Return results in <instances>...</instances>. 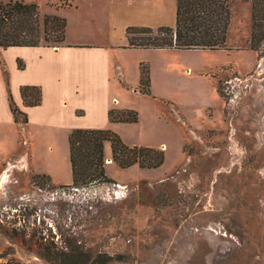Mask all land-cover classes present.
Wrapping results in <instances>:
<instances>
[{"label":"rangeland","instance_id":"1","mask_svg":"<svg viewBox=\"0 0 264 264\" xmlns=\"http://www.w3.org/2000/svg\"><path fill=\"white\" fill-rule=\"evenodd\" d=\"M24 1L38 4L41 18L52 6L71 5ZM136 1H143V9L140 4L131 12L136 21L161 15L160 0L150 2L155 13L145 11L147 0ZM163 1L172 24L176 0ZM70 20L72 36L92 29L90 23L86 29L80 25L84 19L77 14ZM234 48L249 50L248 42ZM257 57L253 66L248 56L233 57L247 72L242 75L232 63L206 73L215 76V88L208 79L199 83L197 104L175 91L166 99L177 106L131 97L139 121L118 123L116 133L130 146L164 150L165 162L157 169L119 167L106 142L112 181L75 189L70 159L67 166L56 159L54 168L71 184L55 187L35 183L27 168L3 172L10 162L1 159L8 151L0 141V264H91L98 257L105 264H264V45ZM185 58L173 56V67L187 70ZM63 142L70 155L63 135L54 143L58 153H65ZM45 143L41 134L37 142L28 138V155L34 145L37 164L46 162ZM18 150L27 153L24 142Z\"/></svg>","mask_w":264,"mask_h":264},{"label":"crops","instance_id":"2","mask_svg":"<svg viewBox=\"0 0 264 264\" xmlns=\"http://www.w3.org/2000/svg\"><path fill=\"white\" fill-rule=\"evenodd\" d=\"M9 1L11 0H0V5ZM150 2L152 1L147 0L144 3V7L147 6L144 9L147 13H155L154 8H149ZM138 5L143 9V1L136 0H71V5L66 8L55 5L52 7L56 9L47 14L67 17V36L64 45L42 44L37 47L0 49V141L3 150L8 151L6 154L1 153V159L3 161L9 159L7 161L10 162L5 164L3 172L9 173L14 168H27L34 174L50 176L55 187L71 184L68 177H62L54 168L56 159L64 161L63 166H67L70 159L71 166V156L67 153L66 144L65 146L64 142L62 144L65 147L64 154H59L54 145L57 143V137L63 135L67 139L74 129L118 131V123L109 120V111L113 108L136 110L130 103L131 97L146 96L139 90L140 67L143 62H148L151 66V90L155 99L174 105L175 99H171L172 101L166 99L170 98L172 91L197 104L201 96L199 83L208 79L213 82L215 88L213 78L206 75L211 70L232 63L241 75L247 73L243 72L241 64L235 65L233 57L237 53L248 56V63L251 62L252 66L257 63V52L247 49L234 50L239 41L248 42L250 38L252 23L250 1H237L231 5L232 20L227 45L233 50L129 48L126 29L130 26L157 29L176 25L177 0L172 24L165 18L166 6L163 0L159 1L162 10L157 12L161 15L151 21L146 19L136 21L133 18L131 12L139 10ZM67 9L69 15L65 14ZM71 14H77L84 19L80 25L85 29L90 26L92 29L78 31L74 36L70 35L68 29ZM241 23H246L247 26L242 29L239 26ZM243 32H246L245 35ZM173 56H185L182 65L187 70H181V65L179 69L174 68ZM187 57L192 58L187 60ZM217 58L221 61L219 62ZM19 61L25 64L24 69H19ZM3 65L8 72L7 77ZM192 82L195 83L194 87L189 85ZM24 85L42 87L41 105L25 106L21 95V87ZM10 93L15 105L27 114L28 123L21 124L15 121L9 100ZM182 115L180 113V116ZM40 134L46 138V143L42 145L47 155L44 165L37 164L38 154L34 150V145L31 146L28 155L29 136L37 142ZM23 135H26L25 139ZM22 142L27 146V153L18 150Z\"/></svg>","mask_w":264,"mask_h":264},{"label":"trees","instance_id":"3","mask_svg":"<svg viewBox=\"0 0 264 264\" xmlns=\"http://www.w3.org/2000/svg\"><path fill=\"white\" fill-rule=\"evenodd\" d=\"M252 3L251 34L248 49L260 52L264 45V0H177L176 25L151 27L130 26L126 29L129 48L178 49V50H223L228 49L227 36L232 20L231 5L234 2ZM67 19L45 14L41 18L38 4L24 0H11L0 5V49L9 47L62 46L66 42ZM19 69H24L22 61ZM5 76L8 72L3 65ZM139 90L143 95L155 98L151 90V66L143 62L140 67ZM215 78L212 74H206ZM225 97L222 87L217 88ZM21 95L25 106L36 107L43 102L41 86L24 85ZM14 119L17 123H28V116L20 110L9 94ZM140 115L134 109L109 111L113 123H137ZM112 148V159L126 169L138 165L142 169H157L166 159L164 150L154 147H138L126 144L110 129H74L69 135L73 188L80 189L92 183L110 182L105 167V144ZM34 182L51 183L50 176L34 174ZM70 187V186H66ZM91 264H105L98 257ZM88 262V261H81ZM57 264H65L55 261ZM78 264V263H77Z\"/></svg>","mask_w":264,"mask_h":264},{"label":"water","instance_id":"4","mask_svg":"<svg viewBox=\"0 0 264 264\" xmlns=\"http://www.w3.org/2000/svg\"><path fill=\"white\" fill-rule=\"evenodd\" d=\"M107 161H110L111 162V159L107 160Z\"/></svg>","mask_w":264,"mask_h":264},{"label":"bare ground","instance_id":"5","mask_svg":"<svg viewBox=\"0 0 264 264\" xmlns=\"http://www.w3.org/2000/svg\"><path fill=\"white\" fill-rule=\"evenodd\" d=\"M108 163V162H107Z\"/></svg>","mask_w":264,"mask_h":264}]
</instances>
